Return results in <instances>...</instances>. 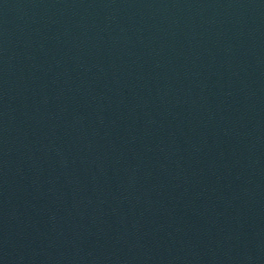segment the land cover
<instances>
[{
    "label": "water",
    "instance_id": "95a60500",
    "mask_svg": "<svg viewBox=\"0 0 264 264\" xmlns=\"http://www.w3.org/2000/svg\"><path fill=\"white\" fill-rule=\"evenodd\" d=\"M0 264H264V0H0Z\"/></svg>",
    "mask_w": 264,
    "mask_h": 264
}]
</instances>
